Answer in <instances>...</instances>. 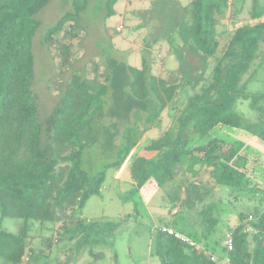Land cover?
<instances>
[{
    "label": "trees",
    "instance_id": "16d2710c",
    "mask_svg": "<svg viewBox=\"0 0 264 264\" xmlns=\"http://www.w3.org/2000/svg\"><path fill=\"white\" fill-rule=\"evenodd\" d=\"M117 1L108 0L105 18L116 13ZM49 2L0 0V219L22 221L15 233L0 227V261L35 264L62 243L90 237L96 224L82 215L88 201L102 194L108 172H119L158 128L143 147L155 155H137L131 164L138 189L157 179L173 217L150 226L153 254L161 264H264V164L213 135L224 126L264 142V128L253 131L236 109L252 97L247 87L264 45L259 0H251L248 18L242 14L249 0H152L149 11L160 26L152 28L159 34L154 42L163 39L178 62L174 78L154 73V45L143 50L141 67L104 51V61L77 68L75 48L95 15L90 0H71L42 40L57 73L47 89L59 99L41 118L32 48L40 27L36 15ZM165 111L170 125L163 128ZM230 212L236 217L227 231L231 251L224 242L228 233L216 236Z\"/></svg>",
    "mask_w": 264,
    "mask_h": 264
},
{
    "label": "rangeland",
    "instance_id": "374dc122",
    "mask_svg": "<svg viewBox=\"0 0 264 264\" xmlns=\"http://www.w3.org/2000/svg\"><path fill=\"white\" fill-rule=\"evenodd\" d=\"M151 1L118 0L114 6L116 13L105 18L108 0H90V11L95 16L89 22L86 35L75 48L79 57L76 67L83 69L92 60L104 61L102 55L104 51L118 55L120 60L132 66L141 67L142 57L146 54L143 50L149 45H154L151 51L157 60L153 66L154 73L165 78L169 76L174 78L178 62L173 55H169L168 45L164 44L163 39H159L157 43L154 42L159 34L152 28L156 25L158 28L160 26L155 19L156 15H152L154 16L152 17L150 14ZM179 1L182 4H187L189 0ZM257 6L258 10L263 8L264 0H259ZM99 7L100 10H98ZM251 7V0H249L242 17H249L248 11ZM70 9L71 0H50L48 5L36 15L40 27L34 36L32 48L35 56L33 91L39 96L41 118L51 113L59 99L47 89L48 80L57 73L55 63L42 40L47 30L54 26ZM97 10L100 12L97 13ZM228 25L227 20L224 29ZM120 26H123V29L117 31ZM219 42L223 47L224 38L220 37ZM261 51V55L255 62L257 71L254 80L247 87V91L252 93V97L240 100L236 104L237 111L245 121L252 123L253 131L264 128V45H262ZM196 62L191 61L194 69H197ZM251 74L252 68L245 79ZM185 100L186 95L182 94L179 103L181 104ZM171 112L173 113V111ZM168 113L170 111H165L163 114V128L170 125ZM158 134V128L147 133L121 170L108 172L102 194L93 196L88 201L82 215L96 224L95 232L87 239L65 242L56 246L52 257L43 258L35 264H161L160 259L152 252V229L150 226L157 227L161 222H169L173 219L169 214L167 194L158 187V181L154 177H151L142 188L138 189L131 174V164L135 156L145 155L151 158L155 155L154 152H145L143 147L148 140L156 138ZM213 135L235 142L240 146L241 151L248 153L251 157L258 158L264 164V142L259 139L255 137L256 140L252 139V136L243 131L224 126H219ZM243 136L248 138L247 141L243 140ZM261 173L263 175L264 172L261 171ZM241 208V205H237L234 209L237 212ZM225 219L223 215L217 237L222 235L225 237L229 226L236 222L233 212H230ZM20 223L22 221L17 219H0V227L7 228L13 233L19 230ZM0 264L3 263L0 261Z\"/></svg>",
    "mask_w": 264,
    "mask_h": 264
},
{
    "label": "built area",
    "instance_id": "2783aa9c",
    "mask_svg": "<svg viewBox=\"0 0 264 264\" xmlns=\"http://www.w3.org/2000/svg\"><path fill=\"white\" fill-rule=\"evenodd\" d=\"M122 29H123V26H120V27H118L117 31H121ZM161 230L163 232H165V233H168L169 235L175 236L177 239H179L180 241H182L184 243H187V244H190L193 247H196L198 250H202L203 249L201 246L196 245V243L193 242L187 236L182 235V234L174 231L171 228L163 227ZM225 245H226V247L228 248L229 251H231L233 249V238H232L230 233H228L226 235ZM211 260L215 261V260H217V257L215 255H212L211 256ZM227 261H228V259H227Z\"/></svg>",
    "mask_w": 264,
    "mask_h": 264
},
{
    "label": "crops",
    "instance_id": "0c3cea01",
    "mask_svg": "<svg viewBox=\"0 0 264 264\" xmlns=\"http://www.w3.org/2000/svg\"><path fill=\"white\" fill-rule=\"evenodd\" d=\"M247 134V133H246ZM251 136V135H250ZM248 138H246V136H243V140L247 141ZM252 139H255L253 136H252ZM251 140V139H250ZM256 140V139H255ZM255 158V157H253ZM256 159V158H255ZM258 159V158H257Z\"/></svg>",
    "mask_w": 264,
    "mask_h": 264
}]
</instances>
